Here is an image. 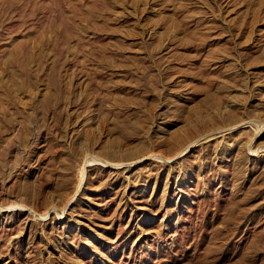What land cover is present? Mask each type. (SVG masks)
<instances>
[{
    "label": "rangeland",
    "instance_id": "374dc122",
    "mask_svg": "<svg viewBox=\"0 0 264 264\" xmlns=\"http://www.w3.org/2000/svg\"><path fill=\"white\" fill-rule=\"evenodd\" d=\"M0 264H264V0H0Z\"/></svg>",
    "mask_w": 264,
    "mask_h": 264
}]
</instances>
